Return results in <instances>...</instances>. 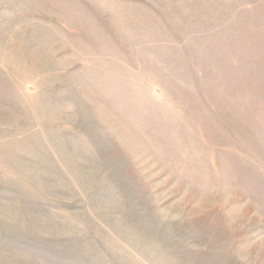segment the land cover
Instances as JSON below:
<instances>
[{"label":"rangeland","instance_id":"rangeland-1","mask_svg":"<svg viewBox=\"0 0 264 264\" xmlns=\"http://www.w3.org/2000/svg\"><path fill=\"white\" fill-rule=\"evenodd\" d=\"M0 264H264V0H0Z\"/></svg>","mask_w":264,"mask_h":264}]
</instances>
